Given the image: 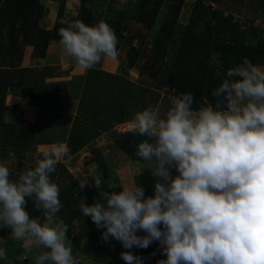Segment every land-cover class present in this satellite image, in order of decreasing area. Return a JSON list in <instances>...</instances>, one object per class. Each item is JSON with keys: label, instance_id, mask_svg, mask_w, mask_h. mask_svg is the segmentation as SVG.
Segmentation results:
<instances>
[{"label": "rangeland", "instance_id": "rangeland-1", "mask_svg": "<svg viewBox=\"0 0 264 264\" xmlns=\"http://www.w3.org/2000/svg\"><path fill=\"white\" fill-rule=\"evenodd\" d=\"M62 20L106 22L118 39L117 57L80 66L59 43ZM261 50L264 0H0V162L16 179L44 151L67 146L51 178L61 188L57 218L77 264H126L124 251L157 264L165 258L158 242L125 249L102 239L104 229L83 216L81 204L100 198L93 179L103 180L101 191L128 183L151 194L155 179L133 148L147 137L128 129L135 113L159 107L163 114L186 92L194 109L214 104L227 70L245 58L264 64ZM12 86L23 102L6 103ZM31 112L33 120H24ZM27 210L43 219L32 198ZM10 231L0 228L7 252L0 264H36L42 249Z\"/></svg>", "mask_w": 264, "mask_h": 264}, {"label": "clouds", "instance_id": "clouds-1", "mask_svg": "<svg viewBox=\"0 0 264 264\" xmlns=\"http://www.w3.org/2000/svg\"><path fill=\"white\" fill-rule=\"evenodd\" d=\"M61 23L59 43L80 66L117 57V36L103 20ZM212 95L215 103L198 109L186 92L163 114L159 107L135 113L128 129L147 137L136 155L147 163L154 187L147 195L145 187L128 183L101 191L103 180L94 178L100 198L81 209L104 229L102 239L125 249L158 242L165 258L157 264H264V64L243 59ZM69 151L63 144L44 151L16 179L0 162V228L42 249L36 264H77L57 218L61 188L51 178ZM29 198L43 210L42 220L30 216ZM120 255L126 264H143L132 251ZM6 256L0 247V261Z\"/></svg>", "mask_w": 264, "mask_h": 264}, {"label": "crops", "instance_id": "crops-1", "mask_svg": "<svg viewBox=\"0 0 264 264\" xmlns=\"http://www.w3.org/2000/svg\"><path fill=\"white\" fill-rule=\"evenodd\" d=\"M25 60L28 61V57H25ZM35 66H37V65H35ZM39 66H41V65H39ZM23 100H24V93L22 94L21 89L19 87L12 86V87H9L7 89V93H6V96H5V101H6L7 104L8 103L9 104H18V103L23 102ZM27 115H29L28 118H27ZM30 116H32V118ZM22 117H23L24 120L25 119L26 120H29V119L33 120L34 112H31L29 114L23 113Z\"/></svg>", "mask_w": 264, "mask_h": 264}, {"label": "trees", "instance_id": "trees-1", "mask_svg": "<svg viewBox=\"0 0 264 264\" xmlns=\"http://www.w3.org/2000/svg\"><path fill=\"white\" fill-rule=\"evenodd\" d=\"M258 59L259 60H263L264 61V50H261L258 54ZM133 148H135V150L137 151V146L136 145H133Z\"/></svg>", "mask_w": 264, "mask_h": 264}]
</instances>
